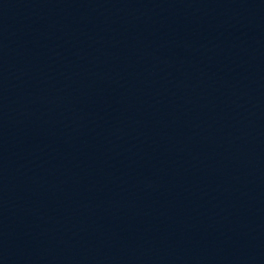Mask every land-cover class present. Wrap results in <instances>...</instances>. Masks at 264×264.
Listing matches in <instances>:
<instances>
[{
    "label": "water",
    "instance_id": "95a60500",
    "mask_svg": "<svg viewBox=\"0 0 264 264\" xmlns=\"http://www.w3.org/2000/svg\"><path fill=\"white\" fill-rule=\"evenodd\" d=\"M0 264H264V0H0Z\"/></svg>",
    "mask_w": 264,
    "mask_h": 264
}]
</instances>
